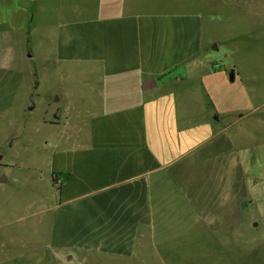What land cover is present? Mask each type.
I'll list each match as a JSON object with an SVG mask.
<instances>
[{
	"label": "crops",
	"instance_id": "obj_1",
	"mask_svg": "<svg viewBox=\"0 0 264 264\" xmlns=\"http://www.w3.org/2000/svg\"><path fill=\"white\" fill-rule=\"evenodd\" d=\"M66 1L0 0V264L238 252L264 222V52L239 47L264 44V0H230L218 57L207 5Z\"/></svg>",
	"mask_w": 264,
	"mask_h": 264
},
{
	"label": "rangeland",
	"instance_id": "obj_2",
	"mask_svg": "<svg viewBox=\"0 0 264 264\" xmlns=\"http://www.w3.org/2000/svg\"><path fill=\"white\" fill-rule=\"evenodd\" d=\"M56 1V2H55ZM182 0H142L143 4L145 6L152 5V6H161L164 5V8L168 5L171 9H179L182 8ZM193 2H198L204 5L209 6L212 1L214 0H192ZM217 3V9H221L219 12L217 10H214V8H208L206 6V10L200 11V14L204 16L206 19L204 21L205 28L204 33L206 36L210 38H215L214 44L220 45L221 51L219 52H211L212 55H215L218 57V55L225 54V56H230L231 52V46H230V29H231V17H230V0H215ZM239 1V5L241 8V2ZM263 0H253L252 4L253 6H259L262 3ZM50 4H52V7H50L51 12L55 10V12L59 8H63V6L67 3L66 0H49ZM77 4L80 5V7H83L85 3L84 0H77ZM145 3H148L147 5ZM180 3V5H179ZM91 4V3H90ZM89 4V5H90ZM144 6V7H145ZM150 7V6H147ZM205 12V13H204ZM222 12V13H221ZM221 13V14H220ZM228 15L225 17V15ZM258 16V14H255V18ZM244 19L243 17H240L239 20ZM251 21V20H250ZM251 27L254 30L255 26L253 25L254 20H252ZM247 24V23H245ZM250 27V29H251ZM245 31V30H243ZM216 36V37H215ZM218 37V38H217ZM227 39V42L219 43L218 39ZM241 51L246 52H253V53H263L264 52V44L260 42H252L249 45H240L239 46ZM220 56V55H219ZM226 63H229L227 61ZM241 94V93H240ZM261 101H264V96L262 97ZM22 185L20 184L17 187V192L19 193L18 197H15V202L11 203V213L12 216H20L25 214L24 211L26 210L23 204L22 199H25V195L23 192ZM32 193V192H31ZM17 199H20V203ZM17 203V204H16ZM20 226L23 224V222H19ZM255 235L253 237H237L236 242L239 245L238 252L231 253L230 255L227 254V256H224L222 254V263L219 261V264H264V222L259 221L255 224ZM234 239V238H232ZM245 247V249H244ZM244 249V250H243Z\"/></svg>",
	"mask_w": 264,
	"mask_h": 264
},
{
	"label": "water",
	"instance_id": "obj_3",
	"mask_svg": "<svg viewBox=\"0 0 264 264\" xmlns=\"http://www.w3.org/2000/svg\"><path fill=\"white\" fill-rule=\"evenodd\" d=\"M151 81H152V80H150V81L147 82V86L150 84Z\"/></svg>",
	"mask_w": 264,
	"mask_h": 264
}]
</instances>
